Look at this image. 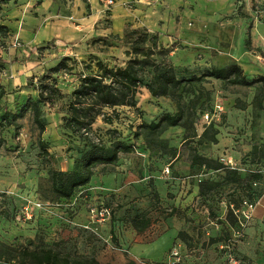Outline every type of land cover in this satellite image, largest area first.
<instances>
[{
	"label": "rangeland",
	"instance_id": "1",
	"mask_svg": "<svg viewBox=\"0 0 264 264\" xmlns=\"http://www.w3.org/2000/svg\"><path fill=\"white\" fill-rule=\"evenodd\" d=\"M82 1L88 3V0ZM108 1L97 0L99 5L107 6L104 26L111 25L109 17L113 6L123 5L124 8L130 9L127 10L130 12L126 15L121 14L122 18L130 16L139 8L135 20L141 23V27L127 23L120 34L121 40L113 37L115 34L108 35L107 41L99 40L104 37L90 38L83 45L72 46L69 54L65 50L69 49V46L62 45L58 48L52 42L43 47V51L47 48L48 53L39 54L32 60L37 62L46 60L47 63L43 67H51L64 56H74L78 59L71 73L57 76V81L65 94L64 98L41 106V119L45 124L43 134H40L39 127L34 123L31 110L26 112L23 118H16L23 112L21 105L13 107L9 104L0 107L2 160L0 166L12 169V172L6 173L2 170L0 175V243L16 252L22 249L33 251L37 247L46 246L61 254L92 258L100 264H168L165 261L131 259L127 242L119 246V239L124 236L131 243L148 241L134 235L128 224V217L135 213H150V207L152 208L150 199H155L157 194L152 179L136 182L135 195L133 192L132 195L122 197L113 193L108 195L110 198L105 199L103 204L97 203L98 198L92 199L94 196L87 186L82 193L77 192L73 201L69 202L56 199L51 192V172L73 166L74 161L80 157V151L89 141L101 142L107 146L117 142L134 146L132 153L124 155V160L128 163L123 164H129L128 166H160L163 161L169 164L177 157L178 152L181 165L188 164L193 161L196 154L208 151L209 145L216 143V136L220 134L226 137L235 135L236 139H232L234 142H239L240 137L244 136V148L251 149L246 152L243 146L242 149H238L237 145V148L233 149L234 156L222 151L217 153L216 159L202 157L210 166L220 164L227 166L229 159H223L227 157L232 160L230 166H237L236 161L246 165L247 160L252 161L249 166L256 163L264 166V97L261 95V84L248 88L230 86L215 79L195 83L196 92L186 94L182 101L186 112L183 125L169 128L159 135L149 133L142 126L159 121L167 113L177 114L178 109L171 99L153 98L147 89H140L137 95V108L119 107L115 114L105 109L106 117L110 114L114 116V125L99 117L90 134L81 136L71 133L65 126L69 116L68 104L71 98L69 94L77 86L79 74L87 72L85 64L89 65L100 59L111 67H125L130 60L126 52L130 50L129 44L136 37L124 40V31L141 28L151 32L143 26L144 19L156 24L155 30L163 35L159 44L168 52L157 56V60L172 65L176 73L180 74L187 69L189 73L183 72V75L200 76L213 68H225L235 62L246 61L260 69L254 68L259 72L256 74L248 69L251 66H246L247 73L243 71L249 80L264 76V0H126L124 4L121 0H113L111 5ZM87 7L89 12V5ZM62 13L66 14L68 10H62ZM176 29L180 34H186L190 45H184L173 36ZM64 53L68 55H63ZM33 67L34 73L37 72L39 66L35 64ZM42 76L43 72L37 78L40 80ZM30 78H32L30 83L38 84L33 77ZM3 114L7 115L8 119H5ZM117 122L119 125H116ZM112 128H120L121 133ZM143 153L146 154V159L139 155ZM144 160L148 162L145 163ZM102 170V166L95 168V171ZM200 174L207 180V187L210 186L209 204L206 205L209 206L208 211L214 220L213 223L218 225V231L206 234L203 230L202 233L201 228L205 225H201V222H206L203 217L204 210L208 207L198 204L196 213L199 214V219L196 222H199V225H190L189 230L193 237H185L188 251L185 250V255H182L183 251L177 249L181 259L179 262L176 261V264H213L210 262L224 258L225 255L220 242L223 243L228 234L226 224L236 225L238 233L244 230L240 228L243 225L237 218L243 216V207L237 196L238 187L223 181L222 174H225V171L216 172L210 169ZM176 177L184 187L180 186L179 189L173 181L172 185L168 186L170 194L186 199L193 194V190L188 189L187 180L196 179L190 175ZM137 178L141 179L140 175ZM145 188L150 190L151 197L145 193ZM182 189L184 192L188 189L187 194L181 192ZM227 200L231 203L228 209ZM157 203L156 205H159ZM37 204H41V207H37ZM191 208L192 205L184 210L188 211ZM103 209H108L111 216L106 222L98 224L91 211L99 212ZM86 210L89 212L87 223L83 226L76 224L75 219L79 212ZM230 211L234 217L237 216L236 219L233 217L226 219L225 215ZM157 212L162 213L161 210ZM125 213L127 217H124ZM163 214L158 213L159 217H164ZM86 226L89 229H86ZM220 231L224 233L221 238L218 237ZM172 248L173 246L167 258ZM237 253L241 256L239 250ZM0 256H2L0 264H20L19 261L12 260L8 251L3 248L0 249ZM174 260L172 258L170 262Z\"/></svg>",
	"mask_w": 264,
	"mask_h": 264
},
{
	"label": "crops",
	"instance_id": "2",
	"mask_svg": "<svg viewBox=\"0 0 264 264\" xmlns=\"http://www.w3.org/2000/svg\"><path fill=\"white\" fill-rule=\"evenodd\" d=\"M125 1L126 0H121V3L124 4ZM88 5L89 12H87ZM113 7L109 17L111 19V25L104 26L103 21L106 18L105 10L107 6L99 5L97 0H88L87 4L82 0H0V62L4 63L3 66H0V107H5L9 104L13 107H17L18 105L23 106L30 98H35L37 96L35 86L30 83V80H32L30 77L36 80V77L44 72L45 69L52 68L59 62L53 64L51 67H43V65L47 63L46 60L43 62H37L36 60L32 61L40 54L39 49L46 47L47 44L53 42L58 48L62 45L66 47L69 46V49H65L66 53H68L72 46L83 45L84 42L88 41L90 38L108 37L110 34L120 35L127 23H134L135 26L141 27V23H137L135 20L139 8H136L130 16L122 18L120 15H126L130 12L127 10L130 9L124 8L123 5L121 7L114 5ZM62 10H68V13L64 14ZM116 11H118V13H116ZM143 26L151 32L158 34L159 41H161L160 38H162L163 35L155 30L156 24H153L151 20L148 21L144 19ZM173 36L182 41L181 43L184 45H190L189 38L186 34H180V31L178 32L177 29ZM16 40L20 42L21 47L14 46ZM47 50L48 49H45L42 54L44 55ZM66 53L63 55L69 54ZM24 57L27 59L24 60ZM35 64L39 66L37 72L41 70L39 73H34L35 67L33 66ZM238 64L245 73H247L246 66H251L248 69L251 70L252 73H259L258 70L260 69L254 64L246 61H240ZM254 68L258 69L257 72ZM216 138L217 142L209 145L208 151L200 152V156L208 159H216L217 153L222 151L234 156L233 149L237 148V145L238 149H242L244 142V136L240 137L239 142H234L232 140L236 139L235 135H228L226 137L220 134L217 135ZM249 149L251 148H244V151L248 152ZM145 153L139 155L146 159L145 155H148V153ZM179 154L180 152H178L177 157L169 164L163 161L160 166H128L129 164H123V162H126L124 160V155L127 154H120L118 163L102 165V172L95 171L91 183L87 186L94 196L92 199L98 198L99 200L97 203L103 204L105 199L110 198L108 195H113V193L122 195V197H125V195H132L133 192H135V195L136 191L134 189L136 182H144L147 181V179H152L154 182L160 200L159 205H156V200L150 199L152 203V208L150 207V213L148 214L152 219L150 228L142 233H138L133 229L128 218V224L132 228L131 230H133L132 232L134 235L148 239V241H136V243H131L127 238L125 239V236L119 239V246H123L124 243L127 242L126 245L129 248L128 253L131 259L138 261L143 259L148 262L167 261L168 253L177 240H179L177 241L179 250H182V255H185L186 241L185 239L181 240L179 234H183L185 237H193L189 230L190 225H199V222H196V220L199 219V214L193 212L191 209L188 211L184 209L190 205L194 207L196 204L199 193L197 178H201L202 175L200 173L204 171V167L210 165L209 163L196 165L193 164V161L181 165ZM247 158L249 159V157ZM223 159H229L227 160L229 162L232 161L231 158L228 157ZM144 162L147 163L148 160H144ZM0 163H2L1 159ZM236 163H238L237 166L232 165L234 167H231L230 164H227V166L239 169L244 175H246V170H252L255 167L248 165L252 163L249 160L246 161V165L238 161H236ZM252 165L258 166L259 164ZM69 169L70 168H66L65 170L62 169V171H67ZM2 170H4V173L7 171L12 172L11 167L2 168V166H0V175ZM166 170H169V174H166ZM136 175H140L141 179H138ZM182 175H190L193 179H196L191 181L187 180L188 189L193 190V194L189 196L186 195V199H181L178 196L175 197L172 193L170 194L171 191L168 188L169 185H172L173 181H175L174 183L177 184L179 189H181L180 186L184 187L183 183V186L181 185L180 179L176 180L178 178L176 176L180 178ZM190 183L193 184L191 185ZM188 189H186L187 191L185 192L184 189H182L181 192L187 194ZM144 191L150 194V197L152 196L149 189L147 190L145 188ZM98 194H100V196ZM174 208L178 210V214L169 215L168 212ZM158 210L164 213V217H159L158 213H162L157 212ZM135 215H137V213H135L132 218L135 217ZM204 215L203 219L206 220V222H201L202 225H205L202 226V228L200 227L202 233L204 230L206 234H214L218 231V225H215L212 221H208L209 217L207 213H204ZM88 217L89 212H87V210L79 212L77 219H75L77 220L76 224L85 225ZM102 227H105V225H102ZM229 231L232 237L238 234L236 229L229 228ZM238 245V250L243 257L240 256L242 258H240V264H264V194L260 198L259 204L252 214L248 227L243 231ZM109 251L111 250H108V252ZM187 251L188 250H186V252ZM210 263L234 264L227 263L225 257L216 259Z\"/></svg>",
	"mask_w": 264,
	"mask_h": 264
},
{
	"label": "trees",
	"instance_id": "3",
	"mask_svg": "<svg viewBox=\"0 0 264 264\" xmlns=\"http://www.w3.org/2000/svg\"><path fill=\"white\" fill-rule=\"evenodd\" d=\"M121 36L115 34L113 37L121 40ZM133 37L136 38L129 44L130 50H127L126 54L130 57V60L125 67H111L100 59L95 60V63L85 64L87 72H81L79 74L77 86L69 94L71 97L68 104L69 116L66 119L65 126L71 133L88 136L99 117H102L105 122L114 125V116L110 114L106 117L104 110L109 109L115 114L116 109L119 107L137 108V95L139 94V90L143 88L147 89L153 98L165 97L171 99L178 109L177 114L167 113L159 121L142 126L149 133L157 135L169 128L183 125L186 112L182 101L186 94L196 92L195 83H203L210 79H215L230 86L248 88L261 84V95L262 98L264 97V76L249 80L241 66L236 62L225 68L210 69L200 76L196 74L185 76L183 72L188 74L187 69H184L179 74L176 73L172 65L157 60V56L165 55L168 52L166 48H162L159 44L158 34L151 33L146 29L141 30V28H131L130 30L124 31V40H131ZM99 40L107 41V37L99 38ZM39 50L40 54H42L43 48ZM77 61L78 59L74 56H64L56 66L45 69L40 80L36 77V83L38 84L35 85L32 83V85L35 86L37 96L30 98L25 105L21 106L23 112L18 114L16 118H23L26 112L31 110L34 123L39 127L40 134H43L45 124L41 119V106L46 103H54L56 100L64 98L65 94L62 91L59 81H57V76L71 73ZM69 62H72V64ZM3 65L4 63L0 62V66ZM199 98L200 93L197 96V99ZM3 117L8 119L7 115L3 114ZM116 125H119L118 122ZM112 129L121 133L120 128ZM215 141L217 142V140ZM85 146L80 151V157L74 161L73 166L69 170H54L51 172V192L55 195L56 199L72 202L77 192H81L91 183L96 167L116 164L120 160V154H130L134 149V146L124 142H117L107 146L101 142L95 143L89 141ZM203 163L208 164L206 159H202V156L196 154L193 158V164L201 165ZM254 166L255 169L246 170V175L242 174L239 169L231 168L224 164H220L219 166H205L204 170L209 171L211 168L216 172L225 171V174H222L224 175L222 179L228 185L238 187L237 196H239L238 199L243 207L244 199L255 203L264 194V174L258 171L261 169L264 170V166ZM202 177L197 178L199 185L198 199L191 210L197 212L196 207L198 204L205 205L208 209L204 210V213H207L209 217L208 221L210 222L213 220L208 211L210 210L209 206H207L209 204L208 188L210 186L207 187V180H204ZM254 183H257V186H254ZM155 200L159 204L160 199L158 194L155 195ZM227 203L228 209L231 205L230 200H227ZM168 214L176 215L178 214V210L175 208L171 209ZM124 217H127L126 213ZM225 217L226 219H231V217L236 219L237 216L234 217L230 211ZM220 218L222 219V216ZM237 218L240 220L241 225L244 226L246 224L243 216L242 218L239 216ZM240 218L243 222H241ZM129 221L133 229L138 233L144 232L152 224L151 217L143 213L137 214L133 218L130 216ZM226 227L228 228L226 232L228 234L226 239L223 240V243L220 242V245H227V248L225 247L223 249L225 250L224 257L226 258V262L229 263L230 255H233L236 259H240L237 253L240 239L237 240L235 237H232L229 231V228L236 229V225L226 224ZM242 227L240 226L245 231L248 224ZM223 234L221 232L218 234V237H223ZM179 236L181 240L185 239L183 234H179ZM177 241L174 245L177 244ZM2 248L8 251L12 260H17L20 264H100L95 259H87L80 255L61 254L57 250L46 246L37 247L33 251L22 249L16 252L0 243V249ZM1 258L2 256H0ZM167 259L169 260V258ZM168 260L165 262L168 263Z\"/></svg>",
	"mask_w": 264,
	"mask_h": 264
},
{
	"label": "built area",
	"instance_id": "4",
	"mask_svg": "<svg viewBox=\"0 0 264 264\" xmlns=\"http://www.w3.org/2000/svg\"><path fill=\"white\" fill-rule=\"evenodd\" d=\"M108 3L111 5V4H113V0H109L108 1ZM14 46L15 47H21V44H20V42L18 41V40H16V42L14 43ZM231 162H229V164H230ZM231 165V164H230ZM231 167H234V166H231ZM260 173H263L264 174V170H258ZM167 174H169V170H166L165 171ZM200 180V179H199ZM254 186H257V183H254ZM80 193H82V191L80 192ZM258 204H259V201H257V202H255V203H253V202H250L248 199H244V201H243V211H242V215H243V218H245V220H246V224H248V222L251 220V218H252V214H253V212L255 211V209H256V207L258 206ZM37 207H41V204H37ZM91 214H92V216L93 217H96L97 218V221H96V223L98 222V224L99 223H104V222H106V219H108L110 216H111V213L109 212V210L108 209H103V210H101V211H99V212H95V210H92L91 211ZM92 218V217H91ZM246 224H244V226L243 227H245L246 226ZM86 229H89V227L88 226H86L85 227ZM242 235H243V230L241 231V232H239L236 236H235V238L237 239V240H239V239H241V237H242ZM227 248V245L226 246H223V248ZM228 248H230V247H228ZM177 249H179V247H178V245L177 244H175L174 246H173V248H172V250H171V252H170V255H169V262H168V264H170V263H172V264H176V261L177 262H179L180 261V257H179V251L177 250ZM172 258H174L175 260L173 261V262H170L171 261V259ZM229 263H234V264H240V261L239 260H237L233 255H230L229 256Z\"/></svg>",
	"mask_w": 264,
	"mask_h": 264
}]
</instances>
